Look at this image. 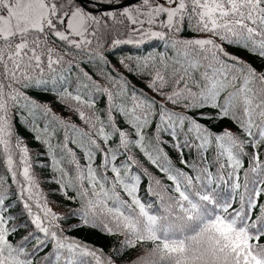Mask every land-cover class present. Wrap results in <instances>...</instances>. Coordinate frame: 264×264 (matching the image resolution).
I'll return each mask as SVG.
<instances>
[{
    "label": "snow or ice",
    "instance_id": "1",
    "mask_svg": "<svg viewBox=\"0 0 264 264\" xmlns=\"http://www.w3.org/2000/svg\"><path fill=\"white\" fill-rule=\"evenodd\" d=\"M0 168V264H264V0H0Z\"/></svg>",
    "mask_w": 264,
    "mask_h": 264
},
{
    "label": "trees",
    "instance_id": "2",
    "mask_svg": "<svg viewBox=\"0 0 264 264\" xmlns=\"http://www.w3.org/2000/svg\"><path fill=\"white\" fill-rule=\"evenodd\" d=\"M185 34L191 35V33H185ZM129 50L130 49H127V48L123 49V51H129ZM245 58H248V57H245ZM257 67H259L258 64H257ZM42 99L53 100L54 111H56L58 114L66 116V117L71 116V118L74 121L79 123V121L77 120L75 115L68 113L65 109H63L59 105L55 104L53 97H42ZM98 107H101V108L103 107V101H100L98 103ZM225 126H230V125H225ZM216 130L219 131L220 129L217 128ZM233 130H235V129H233ZM20 133L22 136L26 137L27 142L30 145V147L33 149L34 153L37 149L39 151H43V147L41 145L36 144V142L32 138V134L29 131H27L25 128H21ZM167 151L169 152L170 156L178 164L179 161H178L177 154L171 148H168ZM137 155H139V153H137ZM39 159H42V158H37L34 155V161H38ZM123 159H124V157H120V159L117 161V163H119L120 160H123ZM141 159H142V157H141ZM44 163L47 164L48 161L44 160ZM97 163H99V158L97 159ZM145 166L148 167L150 170L155 171V169H153L152 166L147 163V161H145ZM0 170H2V168H0ZM35 170L38 173V175H40V177L42 178L41 184H42L43 189L46 191V193H50V190L55 188L56 185L52 184V183L45 182V178L50 177L52 175V172L47 167H45V168L37 167ZM146 184H147V180H145L144 183H142L140 186L139 195L141 196L142 199H147V196L145 193V185ZM49 199L57 202V206L55 207L57 212H61V211L65 210L66 205H67V201H65L62 196L49 195ZM154 208H155V205H154ZM19 210H20L19 208L15 209V211H19ZM69 223H71V221ZM69 235L74 236V237H80L81 239L87 240V241L91 242L92 244H95V245L103 248V250L106 253H108L109 249L111 247L115 246L117 244V241H118V238L110 237V236H102V235H99L98 233L92 232L88 229H82V230H79L76 232H71V233H69ZM137 254H138V250L132 251L128 254V258H132Z\"/></svg>",
    "mask_w": 264,
    "mask_h": 264
},
{
    "label": "rangeland",
    "instance_id": "3",
    "mask_svg": "<svg viewBox=\"0 0 264 264\" xmlns=\"http://www.w3.org/2000/svg\"><path fill=\"white\" fill-rule=\"evenodd\" d=\"M41 187H42V184H41ZM42 189H43V187H42ZM44 190V189H43ZM45 191V190H44ZM46 192V191H45ZM55 211H56V209H55Z\"/></svg>",
    "mask_w": 264,
    "mask_h": 264
}]
</instances>
